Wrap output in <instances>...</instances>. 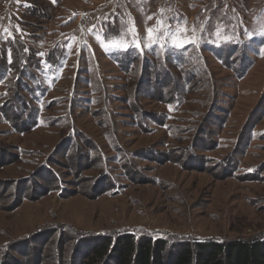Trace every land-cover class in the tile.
I'll use <instances>...</instances> for the list:
<instances>
[{"label":"rangeland","instance_id":"rangeland-1","mask_svg":"<svg viewBox=\"0 0 264 264\" xmlns=\"http://www.w3.org/2000/svg\"><path fill=\"white\" fill-rule=\"evenodd\" d=\"M22 1L1 0L0 44L20 36L18 23L29 21L19 7ZM61 4L53 10L39 48L43 55L59 38H70L71 48L56 83L46 85L45 101L53 103L41 116L61 117L71 101L75 138L84 153L87 147L81 140L92 146L89 158L99 154L98 160L84 162L78 157L77 167L76 159L55 149L68 137L69 128L62 121L56 128L44 126L23 134L0 115V145L9 155L18 152L14 148L22 152L19 162L0 168V184L8 183L0 185V264L53 263L57 254H68L63 245L70 249L75 243L72 230L128 229L227 239L264 232V0H64ZM116 14L119 20L114 26L118 24L119 39L126 41V47L136 41L145 52L150 43L160 49H181L184 44L188 49L184 53L198 52L197 61L184 65L203 76L204 83H196L187 95L183 92L184 105L179 113L172 111L170 119H175L167 122L173 129L152 125L153 133H141L126 120L129 112L121 97L130 78L132 86L143 88V94L130 100L140 109L168 113L170 107L149 99L155 91L152 75L137 71L125 75L109 58L102 36ZM174 77L180 73L171 70L168 87ZM99 96L100 104L87 102ZM103 109L110 115L106 125L128 153L152 150L144 155L149 160H135L130 181L105 138L104 132L110 130L101 126ZM191 124L194 129L185 132ZM168 159L171 162L164 163ZM107 167L118 189L109 188L102 195L103 181H95ZM45 169L58 175L61 193L58 188L45 191V186L55 184ZM15 180L19 182L14 191ZM18 192L25 198H18ZM14 204L19 207L12 208Z\"/></svg>","mask_w":264,"mask_h":264},{"label":"trees","instance_id":"trees-1","mask_svg":"<svg viewBox=\"0 0 264 264\" xmlns=\"http://www.w3.org/2000/svg\"><path fill=\"white\" fill-rule=\"evenodd\" d=\"M63 1L24 0L19 3V7L23 9L24 15L29 18V21L18 23L19 27L17 29L20 36L7 38L0 44V86L4 87L3 91L0 92V115L12 130L23 134L34 132L39 127L44 128V126L56 128L58 122L62 121L64 127L69 128V133L68 137L63 139L55 149L59 150L61 148L60 152L66 153L69 160L76 159L75 165L79 167L78 157H81L84 162L87 159L90 162V159L97 161V155L99 154L89 158L88 154L91 151L94 152L92 146L81 140L82 145L87 147L84 153L81 144L79 145L77 142L73 125L70 122L71 115H73L71 101L67 106V111L65 112L63 109L64 115L61 117L41 116L46 109L52 107L53 103L51 100L45 101L47 95L46 85L47 83H56L57 76L61 75V71L67 62L69 49L71 48L70 38L65 40L59 38L60 40L55 44L46 47L47 50L43 55L39 48L44 41L43 34L46 31V25L54 18L52 15L53 10L62 6ZM113 17L115 18L114 22H104L107 26L102 36L104 39L102 44L107 47L109 58L125 75L133 74L136 71L141 75L142 73L152 75L155 80V91L148 96L149 99L170 107L168 113H149L140 109L135 101L132 103L130 100H135V96L140 95V92L143 94V88L140 90L141 84L132 86V79L130 78L128 85L122 87L124 97H121L123 100L121 104L124 105L125 103L127 107L124 105V108L126 112H129L127 122H131L132 126L141 133H153L154 128L157 126L166 130L173 129V127L167 125L169 120L172 122L175 119H170L172 111L179 113L184 105V98L192 91L195 84L200 81L204 83L203 76L199 77L198 74H192L184 65L187 60L190 61L189 64L197 61L199 59L198 52L194 49L191 52L184 53V51H188L187 47L181 49L163 47L160 49L155 44L150 43L145 53L141 48L136 47V41H133L134 45L130 44L126 47V41L119 39L118 24L114 26L119 20L118 15L116 14ZM87 19L84 20L86 22L84 25H87ZM86 48L88 47H84L85 50ZM171 70L178 71L180 79L174 77L172 86L168 87L166 85L167 75ZM243 73L244 71L239 76L243 77ZM183 76H186L187 79L182 82L181 78ZM77 80H79V77ZM160 87L162 90H160ZM165 87L170 88V90L165 91ZM184 91L186 95L183 94ZM73 99L76 101L80 97L77 99L73 97ZM102 100V96H99L88 99L87 102L90 101L96 106ZM103 104L105 105L106 102L104 101ZM259 107L260 102L252 112ZM103 110L101 126L110 130L105 129V138L108 145L115 152L113 159L120 164L122 163L120 168L123 175L130 181L133 178L132 168L137 166L135 160L137 158L149 160V158H144V155L145 153H151L152 150L139 149L137 152L128 153L112 133V127L106 125L110 120V115L106 112V109ZM152 125H155V127ZM191 125L192 127L184 128V131L190 133L194 129L193 124ZM251 129L250 127L248 133H252L253 130ZM206 133V129H204L203 137L207 135ZM176 139L179 140L178 137ZM180 146L178 145L177 148L190 150V148L186 149L187 147ZM93 148L98 147L94 146ZM14 149L18 152L9 155L0 145V168L19 162L20 153L22 152L19 148ZM166 162L170 163L171 160L164 161V163ZM128 166L131 167L128 168ZM45 173L48 177L50 176L49 181L55 183L53 186H45V191L50 192L56 188L60 190L62 182L58 181V175L48 169H45ZM103 173L95 181L96 183L99 179L103 181L100 193L103 195L105 190L109 188L113 192H117L118 187L112 180L110 169L108 167L103 169ZM26 180L27 178L22 179L20 182ZM18 182L19 180L13 181L11 183L12 187L16 186ZM0 185L6 187L8 183ZM5 187L3 188L5 189ZM61 192L62 189L59 193ZM18 198L24 199L25 194L18 192ZM92 199H95V197L92 196ZM18 207L19 205L14 204L12 208ZM62 232L66 233V229ZM70 234L77 238L70 249H67L66 244L63 245V252L65 253L68 250V254H57L53 259V263L50 264H264L263 231L247 237L230 239L189 235L174 236L155 231H133L128 229L108 233H74L72 230ZM40 261L42 260L40 259Z\"/></svg>","mask_w":264,"mask_h":264},{"label":"snow or ice","instance_id":"snow-or-ice-1","mask_svg":"<svg viewBox=\"0 0 264 264\" xmlns=\"http://www.w3.org/2000/svg\"><path fill=\"white\" fill-rule=\"evenodd\" d=\"M188 43H189V44H192V43H194V41H189ZM136 47H137V48H139V47H140V45H139V44H137V45H136ZM179 47H180V48H184V47H186V45H184V44H181V45H179Z\"/></svg>","mask_w":264,"mask_h":264}]
</instances>
